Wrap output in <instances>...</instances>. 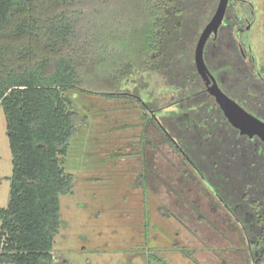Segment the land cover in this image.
Returning a JSON list of instances; mask_svg holds the SVG:
<instances>
[{"label": "trees", "instance_id": "1", "mask_svg": "<svg viewBox=\"0 0 264 264\" xmlns=\"http://www.w3.org/2000/svg\"><path fill=\"white\" fill-rule=\"evenodd\" d=\"M218 1L0 0V104L12 156L0 262L58 264L59 196L73 180L62 160L79 124L67 96L74 90L137 103L239 226L246 264H264V143L231 125L194 61ZM238 20L225 12L205 64L264 121V81L240 52L230 28Z\"/></svg>", "mask_w": 264, "mask_h": 264}, {"label": "rangeland", "instance_id": "2", "mask_svg": "<svg viewBox=\"0 0 264 264\" xmlns=\"http://www.w3.org/2000/svg\"><path fill=\"white\" fill-rule=\"evenodd\" d=\"M227 6L239 19L227 24L237 25L245 57L264 78V0ZM67 96L79 124L62 160L73 180L59 196L58 264H157V257L164 264H246L239 226L137 103L74 90ZM11 173L0 104V207L8 204Z\"/></svg>", "mask_w": 264, "mask_h": 264}, {"label": "water", "instance_id": "3", "mask_svg": "<svg viewBox=\"0 0 264 264\" xmlns=\"http://www.w3.org/2000/svg\"><path fill=\"white\" fill-rule=\"evenodd\" d=\"M228 1H218L212 17L203 27L194 49L195 66L205 82L207 92L214 98L231 125L237 128L240 134L248 135L249 138H253L256 135L264 143V121L248 112L236 100L225 93L205 64L203 53L206 42L211 37L215 38L217 36L225 16ZM246 28L248 29L249 25Z\"/></svg>", "mask_w": 264, "mask_h": 264}, {"label": "flooded vegetation", "instance_id": "4", "mask_svg": "<svg viewBox=\"0 0 264 264\" xmlns=\"http://www.w3.org/2000/svg\"><path fill=\"white\" fill-rule=\"evenodd\" d=\"M246 27H247V26H246ZM246 27H245V29H247ZM249 27H250V24H249ZM234 29H235V28H234ZM238 45H239V48H240V52H241V54L244 56V59H245L247 62H249V61L247 60V58L245 57V53H244L243 47H242V45L240 44V42H238ZM241 48H242V50H241ZM256 72H257L259 78H262V79H263L262 81H264V78L261 76V73H260L259 71H256Z\"/></svg>", "mask_w": 264, "mask_h": 264}]
</instances>
